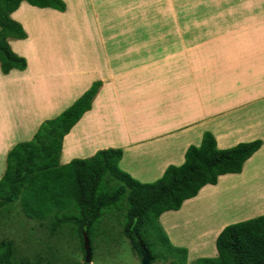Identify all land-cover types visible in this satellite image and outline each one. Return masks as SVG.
I'll return each mask as SVG.
<instances>
[{
	"label": "crops",
	"instance_id": "crops-1",
	"mask_svg": "<svg viewBox=\"0 0 264 264\" xmlns=\"http://www.w3.org/2000/svg\"><path fill=\"white\" fill-rule=\"evenodd\" d=\"M24 9L32 25L28 26V22L20 19L25 17H20ZM32 9L50 11L60 15L58 19H64V12L37 8L24 1L11 14L27 33L25 39L9 38L8 44L14 53L25 58L26 68L13 69L8 74H2L0 70V158L5 157L16 143L32 139L42 122L58 116L93 82L99 81L101 86L91 109L62 140L60 164L92 156L98 150L99 142L105 141L106 145L99 148L121 149L119 163L123 165L128 158L122 169L145 183L138 177L139 174L142 177L150 174L144 169L152 172V167L160 169L164 165V171L169 164L181 165L187 145L195 136V140L201 138L203 130H211L216 139L219 136L226 140L223 146L219 144L220 148L260 140V148L244 162L243 167L252 161L251 172L264 178V166H261L264 165V41H259L257 35L240 44L219 43L216 46L223 57L219 61L222 63L218 66L211 65L212 61L198 63L207 69L205 73L200 69L189 70L191 73L186 74L189 78L178 81L176 76L179 75L174 68L180 65L189 69L190 60L160 57L148 61L140 53L138 60L130 62L129 58H124L123 49L111 54V49L104 43L99 50L106 53L98 55V51L97 56H102L103 60H96V63L79 61L83 63L81 65L76 55L73 60H68L65 56L58 58L60 54L56 59L46 61L43 52L36 50L35 42L40 34L35 30L40 29L39 24L46 29L45 23L49 20L34 18L30 14ZM138 45L135 50L144 46ZM118 57L121 61L117 60ZM171 67L173 71L169 72ZM132 69L138 74H131ZM165 73L168 76L163 75ZM76 90L77 93L66 102L68 93ZM247 101L251 103H245ZM212 113L215 116L212 117ZM215 129H219L221 135ZM99 130L104 132L99 133ZM183 150V155H179ZM175 156L179 159L173 163ZM157 157L164 158L165 163H159ZM143 162L149 166L144 167ZM137 164L140 169L135 167ZM4 171L2 167L0 176ZM163 171L154 179L161 177ZM263 214L264 211L256 216Z\"/></svg>",
	"mask_w": 264,
	"mask_h": 264
},
{
	"label": "rangeland",
	"instance_id": "rangeland-1",
	"mask_svg": "<svg viewBox=\"0 0 264 264\" xmlns=\"http://www.w3.org/2000/svg\"><path fill=\"white\" fill-rule=\"evenodd\" d=\"M63 2L66 7L63 20L58 19L60 15L50 11H36L35 9L30 11L34 18L49 20L45 23L46 29L39 24L40 29L35 30L40 34L35 42V44L37 43L36 50L43 52L42 55L46 61L56 59L60 54L58 58L65 56L68 60H73L74 55H76L78 62L91 63L94 61L96 63V60H103L102 56H97L98 51V55L106 53H102V49L99 50V46L104 43L105 46H109L111 49V54L117 53L119 50L122 52L123 49L124 58H129L130 62L138 60L140 53V56L142 58L144 56L148 61L160 57L166 60H190L192 65L188 67L189 69H185L180 65L174 68L178 72L179 76H176V79L179 81L183 77L188 79L189 76L186 74L198 69L205 73L207 69L198 65V63L212 61L211 65L214 63L216 66L222 63L219 61L223 57L220 56V50L216 46L219 43L240 44L245 42L247 38H254L256 35L259 41H264V0H63ZM48 9L63 13L51 8ZM26 12V9H24V12H20V17L25 15ZM20 19L28 22V26L32 25V20L28 16L25 15ZM25 32L27 33V31ZM138 44L144 45L140 48L141 50L134 49L135 46H139ZM117 60L121 61V57H118ZM79 64L82 65L83 63L79 62ZM172 71L173 68L171 67L169 72ZM131 74L136 75L138 73H136V69H132ZM163 75L168 76L166 73ZM173 76L174 74L171 75V78ZM75 93H77V90L68 93L66 102ZM122 113L124 114V110H122ZM213 114L215 113L211 114L212 117L215 116ZM87 118L91 117L87 116ZM101 131L104 132V130L98 132L101 133ZM205 132L211 133L215 139L216 147L219 146V141L211 130H203L201 138L191 141L185 150L191 145H200ZM199 140V144L195 145ZM104 144L106 145L105 141H100L98 150H104L105 148L102 146L99 148L100 145ZM227 148L231 147L220 148L219 146L218 149ZM185 150L179 155H183ZM175 153L172 155H175ZM5 159L6 156L0 158V169L2 167L5 169ZM178 159L175 156L172 158V162L175 163ZM163 160L164 158H160L159 163H165V160ZM127 161L128 158H126L124 164ZM124 164L118 163V167L127 173L128 171L122 169ZM143 164L144 167L149 166L146 162H143ZM170 165L164 171V165L162 169L155 170L152 167L153 172H149L146 168L144 169L145 172L150 174L143 175V177L139 174L138 177L142 178V181H146L145 183H152L160 179L163 175L157 179L154 178L159 176L162 171L164 174ZM137 166L139 165L137 164ZM249 171H251V168ZM227 176H237V174L220 175L215 185L222 177ZM133 179L141 182L137 178ZM245 182H238L237 180L233 188L225 189L208 198L205 205L201 206L197 212L198 216L195 213L196 210H194L188 215H181L174 222L171 221L170 226L172 227L170 229L161 222V216L165 213L159 217L158 224L164 231L163 233L168 238L170 245L187 250L186 264H193L194 260L200 257L216 256V251L206 256V253L201 252V254L195 252V250L204 249L201 244L207 238L206 234L214 229L215 217L222 216L224 213L228 214L231 212L229 209L236 208V202L231 199L238 197L240 193V198L247 195L246 187H244L246 185L242 186ZM110 184L117 185L118 182L114 180ZM201 190L191 199L197 197ZM244 207L248 208V206ZM181 208L178 211L169 212L172 214L177 213ZM239 208L242 207L239 206ZM211 211H214V214H211ZM124 212L125 206L121 210L104 211V215L96 227L95 234L91 235V264H141V257L133 251L129 238L123 232ZM224 215L226 216V214ZM245 219L252 218L245 214L242 220H236L229 224ZM52 220L50 217L44 220L26 217L21 210L20 202L16 200L7 207H0V241L13 242L15 257L18 262L24 259L32 263L38 261L40 264H46L47 262L51 264H81L84 262V247L80 237L76 234V227L68 224L52 230L50 222ZM194 220L198 224L193 222ZM188 227H193L194 230H191V233L184 230ZM195 228H202L199 229L200 234L197 236ZM177 233H180L179 235L183 237L182 241H174L175 235L179 237ZM216 237L213 239L214 250H216ZM162 248L161 251H163L162 254L165 259L157 260L152 264H170L174 259L170 255L167 246ZM191 250L198 254H194V257H192Z\"/></svg>",
	"mask_w": 264,
	"mask_h": 264
},
{
	"label": "trees",
	"instance_id": "trees-1",
	"mask_svg": "<svg viewBox=\"0 0 264 264\" xmlns=\"http://www.w3.org/2000/svg\"><path fill=\"white\" fill-rule=\"evenodd\" d=\"M65 11L63 0H0V70H24L25 58L14 53L8 39H25L22 26L11 18L21 2ZM101 82L91 84L71 106L51 120L41 123L32 139L16 143L8 151L0 178V207L16 200L30 219L52 218L51 229L71 224L83 244V232L91 235L107 210L125 206L123 232L138 256L137 239L147 248L150 264L164 260L167 246L173 260L186 264L187 250L170 245L158 224L161 214L178 211L206 185H215L218 176L238 174L243 164L261 146L260 140L218 149L213 135L203 134L198 146H189L180 166L170 165L152 183H141L118 167L121 149L98 150L83 159L60 164L62 140L84 113L91 109ZM117 185H111V181ZM217 255L200 257L193 264H264V214L225 226L215 240ZM92 250V249H91ZM85 252V251H84ZM92 260V256H91ZM0 264H40L15 257L12 241H0ZM46 264H51L47 262ZM81 264H87L82 262Z\"/></svg>",
	"mask_w": 264,
	"mask_h": 264
},
{
	"label": "bare ground",
	"instance_id": "bare-ground-1",
	"mask_svg": "<svg viewBox=\"0 0 264 264\" xmlns=\"http://www.w3.org/2000/svg\"><path fill=\"white\" fill-rule=\"evenodd\" d=\"M215 130L217 132L219 131V129H215ZM218 133L220 134V131ZM195 139H196V136L194 137V140ZM217 139H219V144L220 145L223 146L224 144H226V140L223 139V137L220 138L218 136ZM260 157H262V156H260ZM251 162L252 161H249L247 164H245V166L243 167L242 173H240L239 175H237V176L222 177L219 180V182H218L217 185H215V186H206L205 188H203L199 192L198 196L195 199H191L189 201H186L183 204V206H181L182 208H181V210H180L179 213H177V214H172V213L170 214V213H168V214H165V215L164 214L163 215L161 214L162 216L161 215L160 216H161V222H162V224H164L165 226H168L167 228L170 229L172 227V226H170V222L171 221L174 222V220L179 219L181 215H188V213L190 214L194 210H196L195 213H197L199 211L200 207L205 205V202L207 201L208 198L212 197L213 195H215V194H217V193H219V192H221V191H223L225 189L233 188L235 186V182L237 180H238V182L246 181L242 186L246 185L244 187H246L245 188V191H246V194L247 195H245V196L243 195V197L240 198V196H239L241 194L240 193L238 195V197H234V199H231L233 202L234 201L236 202V208L229 209V211H231V212H229L228 214L227 213H224V214H226V216L223 214L222 216H219L218 215V217H215L216 218V222H215L216 224L213 225V226H215L214 229H211L206 234L207 235V238L205 239V241L206 240L207 241L206 242L204 241V243L201 244V247L203 246L204 249L200 248L199 250H195V252H199V253L203 252V253H206V256L209 255V254H211L213 251L215 253V250L213 249V239L216 237V235L219 234V232L221 231V229L226 224H229L230 222H233V221H236V220L237 221L238 220H242L243 219V216L245 214L248 217H253V216H256L257 214H260V213H262L264 211V178L261 179L262 176H261V178H258L257 175H254L255 174L254 171L252 172L253 174L252 173L251 174H252V177H256V178L254 179V178L250 177V172L251 171H249V169L251 167ZM256 164L258 165V163H256ZM253 166L256 167L255 165H253ZM261 166H264V165H261ZM135 167H136V165H135ZM262 168H264V167H262ZM255 171H257V169ZM239 206H241L242 208H239ZM244 206H248V208H246ZM210 213L211 214H214V211H211ZM207 214H209V213H207ZM197 216H198V213H197ZM197 218H199V217H197ZM208 219H209V217H208ZM196 220H194L193 222H196L198 224V222ZM199 220L200 221H204V220H201V219H199ZM207 223H208V221H207ZM197 228H195V230H197L196 236L198 234H200L199 229H202V228H199V229H197ZM184 230H187V231H189V233H191L192 232L191 230H194V228L193 227H188L187 229L185 228ZM204 231H205V229H204ZM173 239H174V241H182L183 237L180 236V235H179V237L175 235ZM190 252H191V256L192 257H194V254H196V255L198 254V253H195L193 250H191Z\"/></svg>",
	"mask_w": 264,
	"mask_h": 264
},
{
	"label": "water",
	"instance_id": "water-1",
	"mask_svg": "<svg viewBox=\"0 0 264 264\" xmlns=\"http://www.w3.org/2000/svg\"><path fill=\"white\" fill-rule=\"evenodd\" d=\"M137 246L140 250L141 264H150L151 257L140 239H137ZM83 247L85 251V263L91 264V248L85 232H83Z\"/></svg>",
	"mask_w": 264,
	"mask_h": 264
}]
</instances>
